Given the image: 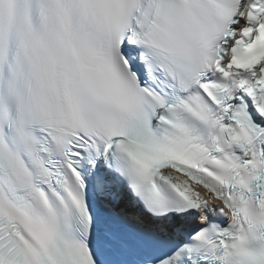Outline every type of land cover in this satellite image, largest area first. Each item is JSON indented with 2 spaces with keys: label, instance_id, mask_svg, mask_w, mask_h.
Listing matches in <instances>:
<instances>
[{
  "label": "snow or ice",
  "instance_id": "1",
  "mask_svg": "<svg viewBox=\"0 0 264 264\" xmlns=\"http://www.w3.org/2000/svg\"><path fill=\"white\" fill-rule=\"evenodd\" d=\"M0 264H264V0H0Z\"/></svg>",
  "mask_w": 264,
  "mask_h": 264
}]
</instances>
